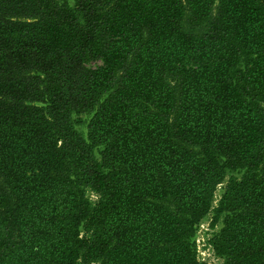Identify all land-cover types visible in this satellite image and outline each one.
<instances>
[{
	"label": "trees",
	"instance_id": "16d2710c",
	"mask_svg": "<svg viewBox=\"0 0 264 264\" xmlns=\"http://www.w3.org/2000/svg\"><path fill=\"white\" fill-rule=\"evenodd\" d=\"M236 170L214 247L264 264V0H0V264H204Z\"/></svg>",
	"mask_w": 264,
	"mask_h": 264
},
{
	"label": "rangeland",
	"instance_id": "374dc122",
	"mask_svg": "<svg viewBox=\"0 0 264 264\" xmlns=\"http://www.w3.org/2000/svg\"><path fill=\"white\" fill-rule=\"evenodd\" d=\"M71 5H74V0H68ZM88 66L96 67L101 64L100 60L89 61ZM91 115L89 113L74 114L73 123L78 131L87 135V123ZM100 149H95L94 154L97 159H100ZM242 170L228 171L223 182L219 183L215 189L212 201V207L209 212L196 225L194 232V247L197 261L204 264H224L225 257L217 252L214 247V238L223 227V213L218 212L217 207L224 193L225 186L231 178H240ZM87 197L91 202L97 200V195L94 191L87 189Z\"/></svg>",
	"mask_w": 264,
	"mask_h": 264
}]
</instances>
